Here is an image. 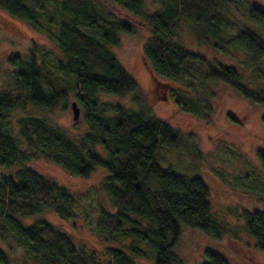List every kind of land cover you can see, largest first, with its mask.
Listing matches in <instances>:
<instances>
[{"label": "trees", "instance_id": "16d2710c", "mask_svg": "<svg viewBox=\"0 0 264 264\" xmlns=\"http://www.w3.org/2000/svg\"><path fill=\"white\" fill-rule=\"evenodd\" d=\"M152 1L153 12L142 0H0L2 10L32 27H40L43 19L47 26L53 21L61 53L56 67L47 66L35 47L24 56L13 53L7 63L13 68L15 87L13 92H0V169L13 170L0 176V240L8 243L9 230L25 250L29 263L23 264H136L133 256H148L141 245L154 252V264H183L174 252L182 227L218 239L226 234L203 181L178 176L159 165L162 148L176 149L183 143L181 134L143 112L119 105L109 111L100 98L130 97L133 103H141L137 81L113 51L122 35H134L139 27L149 33L144 58L157 86L174 87L175 97L181 99L177 82L190 76L204 88L207 83H222L264 106V9L251 4L247 10V21L260 27L262 36L247 27L233 36L226 24L232 18V0ZM48 12L50 18H44ZM186 24L199 45L224 57L242 54V66L251 78L233 65L185 48L178 37ZM71 95L84 113L86 129L79 137L27 109L28 105L66 109ZM210 108L200 110L208 116ZM16 109L25 113L17 120L15 133L9 118ZM258 156L264 167V151ZM35 161L51 162L80 178H88L95 168L106 171L104 188L112 210L102 208L96 217V230L107 245L105 260L45 219L24 223L23 218L45 209L63 220L72 216L70 190L29 165ZM228 211L243 219L264 252V213L243 208ZM123 240L129 243L109 245ZM0 264H10L2 247ZM201 264L230 263L206 250Z\"/></svg>", "mask_w": 264, "mask_h": 264}, {"label": "rangeland", "instance_id": "374dc122", "mask_svg": "<svg viewBox=\"0 0 264 264\" xmlns=\"http://www.w3.org/2000/svg\"><path fill=\"white\" fill-rule=\"evenodd\" d=\"M142 1L150 12L155 11L156 6L152 0ZM232 4V18L226 20L228 33L234 36L247 27L262 36L263 30L247 21V10L251 4L264 9V0H232ZM44 15V18L51 16L50 12ZM50 23L51 26H47L43 19L40 27H32L0 8V92H13L15 87L11 77L13 68L7 63L13 53L20 52L24 56L28 49L35 47L47 66L56 67L61 53L54 38L56 24L53 21ZM136 31L134 35H122L120 45L113 51L121 65L137 81L141 103H133L130 97L110 95L100 100L107 103L109 111L114 105H119L128 110L143 112L146 117L167 122L181 134L183 143L176 149L162 148L164 156L159 165L178 176L201 179L210 192L213 213L224 222L226 228V234L218 239L197 229L182 227L174 252L183 260V264H201L206 250L220 254L230 264H264V252L257 248L243 219L228 211L243 208L264 213V167L258 156L259 151H264V106L254 104L237 90L222 83H207L204 88L199 80L190 76L177 82L181 99L175 97L174 87H159L155 84L143 51L149 33L139 27ZM189 31V25H184L178 37L185 48L210 59L217 58L226 65H233L246 79L251 78L249 71L242 66V54L235 53L233 58L216 54L199 45ZM72 102L77 103L71 95L66 109H35L29 105L27 109L29 113L48 117L72 137H79L86 129L84 113L77 103L80 117L74 120ZM207 105H212L213 109H207L206 114L209 115L205 116V110H200V107L205 109ZM24 113L16 109L10 115V128L15 133L17 120ZM97 152L105 158L101 148H97ZM29 165L66 186L74 201L72 216L67 220L61 219L53 210L45 209L31 218H23L24 223L45 219L68 232L75 244H85L100 260H105L107 245L96 230V217L102 208L112 210L104 188L106 171L95 168L88 178H80L48 161H35ZM12 173L13 170L0 169V176ZM8 235V245L0 240V247L8 251L10 264L29 263L25 250L11 238L9 230ZM122 243L128 244L129 240L109 245L120 246ZM141 246L148 256H133L135 263L154 264V252L145 245Z\"/></svg>", "mask_w": 264, "mask_h": 264}, {"label": "water", "instance_id": "95a60500", "mask_svg": "<svg viewBox=\"0 0 264 264\" xmlns=\"http://www.w3.org/2000/svg\"><path fill=\"white\" fill-rule=\"evenodd\" d=\"M71 109H72V112H73V119L74 120H78L79 117H80V109L77 106V103L76 102H72L71 103Z\"/></svg>", "mask_w": 264, "mask_h": 264}]
</instances>
